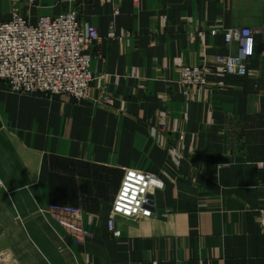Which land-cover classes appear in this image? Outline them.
I'll return each instance as SVG.
<instances>
[{
    "label": "crops",
    "instance_id": "1",
    "mask_svg": "<svg viewBox=\"0 0 264 264\" xmlns=\"http://www.w3.org/2000/svg\"><path fill=\"white\" fill-rule=\"evenodd\" d=\"M68 10L121 40L93 47L89 99L0 81V230L25 232L20 263L264 264V0H0L4 21ZM239 28L255 32L249 75L212 68L206 88L187 90L182 66L235 54L222 33ZM129 168L166 188L153 218L120 220L116 238L107 221ZM66 207L83 212L85 244L56 220Z\"/></svg>",
    "mask_w": 264,
    "mask_h": 264
},
{
    "label": "built area",
    "instance_id": "2",
    "mask_svg": "<svg viewBox=\"0 0 264 264\" xmlns=\"http://www.w3.org/2000/svg\"><path fill=\"white\" fill-rule=\"evenodd\" d=\"M222 34L228 47L237 48L236 53L218 56L213 67L182 66L181 84L187 90L206 88L212 68L223 76L249 75V62L255 56L254 30L239 28ZM103 40L119 41L121 36L111 29L103 39L97 28L84 26L74 12L40 17L36 23L21 17L10 21L0 19V81L17 94L86 100L95 81L91 49ZM162 187L156 176L136 170L126 172L107 222L109 232L120 238L117 224L121 219L151 217L154 208L150 196ZM71 211L80 216L78 210ZM258 221L264 234V206Z\"/></svg>",
    "mask_w": 264,
    "mask_h": 264
},
{
    "label": "rangeland",
    "instance_id": "3",
    "mask_svg": "<svg viewBox=\"0 0 264 264\" xmlns=\"http://www.w3.org/2000/svg\"><path fill=\"white\" fill-rule=\"evenodd\" d=\"M34 2H35V0H31V3H34ZM68 12H74V13H76L78 15V18L80 19V21L83 23L84 26H92V25H89V24H84V22L80 18V14H79V12L77 10H68V11H65V12H63L61 14L68 13ZM117 13H118V11H116V14ZM57 16H59V15H57ZM57 16H42V17H57ZM15 17H21V18H25V19L29 20L28 18L23 17V16H21L19 14L14 15V17L12 19H14ZM30 22L33 23L32 21H30ZM92 52H93V48L91 49V55H92V58H94V55H93ZM217 57L218 56L215 57L214 61L216 60ZM92 62H93V59H92ZM213 65H214V62H213ZM204 66H207V65H201V66H198V67L190 66V67H192V68H201V67H204ZM184 67H189V66L186 65ZM91 71H92V63H91ZM92 73H93V71H92ZM93 75L95 77V74L94 73H93ZM98 78L99 79H102L103 76H100ZM96 80H97V78L95 77V81ZM90 94H91V90H90V93H89L87 99L90 98ZM96 103H99V104H102V105H111L112 104V101L108 97H104L102 100H97ZM163 129H166V128L163 127ZM130 170H136V171H139V172H143V173H146V174H150V175H153V176L158 177L161 180V183L163 184L162 189H159V190L155 191V194H153L152 196H150V199L152 200V205H153V208H154L153 211H155L156 210L155 195H156V193H158L160 191H163L166 188V182L164 180L165 179L164 175H159V174L151 173V172L142 170L140 168H129V169H125L124 170L123 180H122L120 189L118 191V194H119V192L121 190V187L123 185V182H124V179H125V176H126V172H128ZM3 187H4L3 183L0 182V188L2 189ZM118 194H117V196H116V198H115V200L113 202L112 210H113V206L115 204V201H116V199L118 197ZM52 210H53V212H55V218L58 221V223L63 228L69 230L72 233V236H73L74 240L77 243H79V244H85V242L87 240V237L89 236L90 232L84 227L83 212L80 209L74 208V207H70V208L69 207H66V208H62V209L52 208ZM71 210H78V212L80 213V216L74 215ZM111 213H112V211H111ZM153 216H154V213L149 218L135 217V218H131V219H121V220L123 222H125V223L126 222H129V223H139V222H142V221H144L146 219L153 218ZM4 219H6V223H7V226H8L9 220L5 216H3L2 214H0V226L3 225V222H4L3 220ZM117 228L119 229L118 224H117ZM119 231L121 232V234L123 233L122 230L119 229ZM20 237L24 238L25 237V232H22V234H21V232L10 231L9 229L0 230V264H21L20 261L18 260V257L20 256L19 253L21 251V247L19 245L20 242L18 243V246H17L18 248L16 247L17 240L19 241L20 240ZM17 249H18V251H17ZM17 253L19 254L18 256H17Z\"/></svg>",
    "mask_w": 264,
    "mask_h": 264
}]
</instances>
